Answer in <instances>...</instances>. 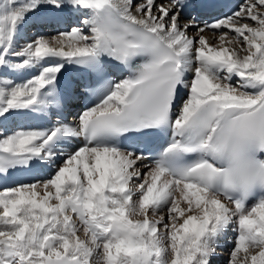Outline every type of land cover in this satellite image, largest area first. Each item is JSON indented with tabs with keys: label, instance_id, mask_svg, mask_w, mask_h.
<instances>
[{
	"label": "snow or ice",
	"instance_id": "obj_1",
	"mask_svg": "<svg viewBox=\"0 0 264 264\" xmlns=\"http://www.w3.org/2000/svg\"><path fill=\"white\" fill-rule=\"evenodd\" d=\"M189 7L0 0V181L50 170L0 188V264H211L229 229L227 264H264V0L202 22ZM65 10L76 26L20 46L30 16ZM70 67L94 85L62 83ZM77 93L74 122L17 121Z\"/></svg>",
	"mask_w": 264,
	"mask_h": 264
},
{
	"label": "bare ground",
	"instance_id": "obj_2",
	"mask_svg": "<svg viewBox=\"0 0 264 264\" xmlns=\"http://www.w3.org/2000/svg\"><path fill=\"white\" fill-rule=\"evenodd\" d=\"M159 3H163L164 0H158ZM66 12H69V10H65ZM51 11H47V12H41L39 14V16H30L27 20V22L23 25V28H22V31H21V36H22V39L20 40L19 44L20 46H23L26 42H29L32 38L36 37L37 35H39V33H34L32 35V33L35 31V27L39 24L41 25V27H43L45 25V23L48 21V19H40L41 17H48L49 16V13ZM38 19H40V21H37ZM74 19V18H73ZM80 20V18H79ZM35 23H38V24H35ZM78 23L72 25V26H76ZM29 25H33V26H29ZM50 26V25H49ZM195 30L194 29H191L189 31V35H192L193 32ZM48 33L49 32H53L51 30H48L47 31ZM56 32H54L55 34ZM42 35H45V36H49L46 34H42ZM210 35V33H209ZM32 73L30 72H23V73H16V74H13L11 75L9 78L13 79V80H16L17 82L21 81V80H24V79H27L28 77L31 76ZM8 125L13 128V124L11 121L8 122ZM50 175V173H48ZM48 175V176H49ZM48 178V177H47ZM46 179V178H45ZM234 236V233L231 231V229H229L228 233H227V236L226 238H222L219 242V248H218V252L220 254L218 255H215L213 258H212V262L211 264H221L224 259H225V256H227L229 254V251L230 249H228V246L229 244L231 245L232 247V243L230 242L232 240ZM228 260V259H227ZM227 262V261H226Z\"/></svg>",
	"mask_w": 264,
	"mask_h": 264
},
{
	"label": "rangeland",
	"instance_id": "obj_3",
	"mask_svg": "<svg viewBox=\"0 0 264 264\" xmlns=\"http://www.w3.org/2000/svg\"><path fill=\"white\" fill-rule=\"evenodd\" d=\"M224 264H227V263H224Z\"/></svg>",
	"mask_w": 264,
	"mask_h": 264
}]
</instances>
